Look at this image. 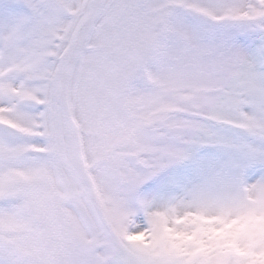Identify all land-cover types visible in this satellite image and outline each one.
I'll list each match as a JSON object with an SVG mask.
<instances>
[{
	"label": "snow or ice",
	"instance_id": "obj_1",
	"mask_svg": "<svg viewBox=\"0 0 264 264\" xmlns=\"http://www.w3.org/2000/svg\"><path fill=\"white\" fill-rule=\"evenodd\" d=\"M0 264H264V0H0Z\"/></svg>",
	"mask_w": 264,
	"mask_h": 264
}]
</instances>
